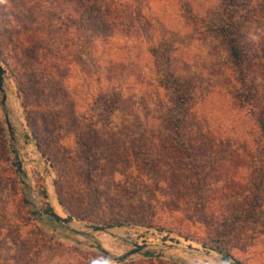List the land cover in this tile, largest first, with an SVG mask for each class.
Instances as JSON below:
<instances>
[{
	"label": "rangeland",
	"instance_id": "374dc122",
	"mask_svg": "<svg viewBox=\"0 0 264 264\" xmlns=\"http://www.w3.org/2000/svg\"><path fill=\"white\" fill-rule=\"evenodd\" d=\"M100 1L118 21L72 29L59 97L22 98L2 63L0 264H264V214L244 212L264 198V0Z\"/></svg>",
	"mask_w": 264,
	"mask_h": 264
},
{
	"label": "trees",
	"instance_id": "16d2710c",
	"mask_svg": "<svg viewBox=\"0 0 264 264\" xmlns=\"http://www.w3.org/2000/svg\"><path fill=\"white\" fill-rule=\"evenodd\" d=\"M119 13V10L105 6L100 0H3L0 2V60L13 74L20 96L24 98L27 94L24 86L27 82L29 91L36 90L38 93H35L41 92L40 95H45L43 89L46 87L54 89L59 97L60 92L56 91L55 87L56 85L61 87L64 78L59 79L58 74L64 68L63 64L68 62L76 44L74 35H71L72 29L90 31L101 30L103 27L111 28L110 23L107 24L106 21H118ZM113 26L115 28L116 25ZM222 33L232 59L236 63H241L243 51L235 30L224 28ZM11 61H15L17 67H11ZM37 105L40 108L42 106L41 103ZM29 106L26 105L27 111ZM49 107L51 108L43 105L42 113H55L58 108H51L48 112L45 109ZM74 111L75 108L71 104L70 113ZM43 120L49 125L48 133L56 129L55 123L52 124L45 117ZM260 123L264 130V118L260 119ZM34 133L36 138H40L39 132ZM263 188L264 181L261 192ZM48 212L61 222L52 207H49ZM244 212L250 218H255L259 212L263 215L264 198L256 197L251 201L248 200ZM218 251L224 254L229 264L234 261L230 253L220 249ZM235 263L242 264L236 260Z\"/></svg>",
	"mask_w": 264,
	"mask_h": 264
},
{
	"label": "water",
	"instance_id": "95a60500",
	"mask_svg": "<svg viewBox=\"0 0 264 264\" xmlns=\"http://www.w3.org/2000/svg\"><path fill=\"white\" fill-rule=\"evenodd\" d=\"M6 76H7V72L4 69L3 64L0 60V93L3 95V103H4V107L6 109V113H7L6 115H7V118H9L8 109H7L8 94H7V90H6V87H7ZM9 128H10L11 133L13 134V127L10 123H9ZM16 160H17V165H18L19 171H20V173L24 179V183L26 184L27 175L23 169V163L20 159L18 152H16ZM57 217L60 219L61 222H63L67 226H72L74 223V221L72 219L62 218L58 215H57ZM116 229L120 230V228L110 226V227H103V228H94V229H92V232L93 233H105V234L112 235L113 237H116L115 233H113ZM147 249H148L147 247L138 246L135 250L129 252L124 257L116 259V261L118 263H124L125 261H127V260H129V259H131L137 255L149 257V256L154 254V251H147ZM103 251H104V253L109 255V253L106 250H103Z\"/></svg>",
	"mask_w": 264,
	"mask_h": 264
},
{
	"label": "bare ground",
	"instance_id": "6f19581e",
	"mask_svg": "<svg viewBox=\"0 0 264 264\" xmlns=\"http://www.w3.org/2000/svg\"><path fill=\"white\" fill-rule=\"evenodd\" d=\"M10 104H11V103H10ZM16 113H17V112H16ZM16 113H15V114H16ZM16 115H17V114H16ZM17 116H18V115H17ZM17 116H16V117H17Z\"/></svg>",
	"mask_w": 264,
	"mask_h": 264
},
{
	"label": "clouds",
	"instance_id": "9594fccd",
	"mask_svg": "<svg viewBox=\"0 0 264 264\" xmlns=\"http://www.w3.org/2000/svg\"><path fill=\"white\" fill-rule=\"evenodd\" d=\"M0 2H3V0H0Z\"/></svg>",
	"mask_w": 264,
	"mask_h": 264
}]
</instances>
